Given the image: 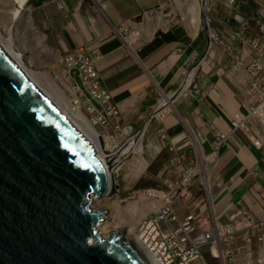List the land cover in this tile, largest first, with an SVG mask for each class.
Returning <instances> with one entry per match:
<instances>
[{
  "label": "crops",
  "instance_id": "1",
  "mask_svg": "<svg viewBox=\"0 0 264 264\" xmlns=\"http://www.w3.org/2000/svg\"><path fill=\"white\" fill-rule=\"evenodd\" d=\"M224 2L227 3V0H215L211 27L213 32L225 37L230 47L212 43L190 87L174 102L177 115L171 113L169 108L166 111L169 113L161 120L159 117L152 120L145 134V137H151L149 147L156 154L161 148L169 151L171 156L164 162V169L169 167L166 171L169 175L180 169L171 161L177 155L185 157V166L190 165L195 156L193 139L194 142L198 139L203 152L210 155L217 133L230 132L232 121L249 113L245 96L249 79L247 69L234 71L231 63L235 55L244 56L247 66L254 60L247 56L250 53L249 45H244L234 33L240 31L245 37L264 43V0H260L261 18L256 19L258 25L254 34L250 27L246 28L251 18L245 19L239 13L240 2L227 10L234 14L233 17H242L247 23L233 18L241 24L237 26L230 19L231 28L225 27L221 11ZM159 3L158 0H110V5L104 7L107 8V15L89 9L81 12L74 8L67 15L69 24L58 36L63 52L81 48L92 53L102 83L112 93L113 101L120 109L119 124L133 126L135 132L159 105L163 94L170 95L178 89L185 74L204 53L208 40L206 31L201 35L199 29L195 33L186 27L193 36L185 33L179 25L169 29L172 21L168 26H159L155 30L151 27L150 30L148 18L155 15L148 14ZM142 16L144 20L137 22L136 19ZM129 19H135L139 25L133 23L130 27L136 34L128 41L123 37L126 33L123 24ZM159 29L164 30L159 32ZM261 61L264 62V59ZM84 103H90L88 97L84 98ZM170 107L174 108L172 104ZM255 139L261 140L260 147L253 144ZM172 147L174 150H171ZM137 152L144 153L142 144ZM147 164L145 158L139 160L137 173L142 172ZM208 170L214 207L221 222L234 227L246 222L238 205L240 200L259 219H264V209L257 200L259 193L264 194L263 126L257 125L250 136L242 131L236 132L224 143L216 165L209 163ZM258 232L255 231V234Z\"/></svg>",
  "mask_w": 264,
  "mask_h": 264
},
{
  "label": "water",
  "instance_id": "2",
  "mask_svg": "<svg viewBox=\"0 0 264 264\" xmlns=\"http://www.w3.org/2000/svg\"><path fill=\"white\" fill-rule=\"evenodd\" d=\"M31 1L41 6L47 0ZM201 3L204 53L135 135L104 156L0 43V264H146L121 234H103L108 211L94 202L120 193L116 168L169 105L166 98L174 104L188 89L207 56L210 0ZM71 75L91 98L79 70Z\"/></svg>",
  "mask_w": 264,
  "mask_h": 264
},
{
  "label": "built area",
  "instance_id": "3",
  "mask_svg": "<svg viewBox=\"0 0 264 264\" xmlns=\"http://www.w3.org/2000/svg\"><path fill=\"white\" fill-rule=\"evenodd\" d=\"M227 3L234 6L238 0H227ZM132 22L128 20L127 24ZM128 25L123 24L126 31H129ZM227 27L231 28L229 25ZM262 29L264 30V24ZM234 36L240 38L244 45H249L250 53L247 56L254 60L247 66L244 56L235 55L231 63L234 71L247 69L249 79L245 96L249 113L232 121L231 132L217 133L212 153L208 155L202 152V161L200 155L193 158L188 166L183 163L184 156H177L174 160L173 163L180 168L181 176L176 180H164V184L173 191V199L167 198L160 207L154 205L158 211L142 221L151 223V251L155 257L158 256L161 264H210L204 248L207 245L221 264H264V219H259L240 200L238 205L246 217V222L235 227L221 222L212 208V186L210 183L207 185V172L202 169L203 166L209 169V163L216 165L224 143L236 132L242 131L250 136L257 125L264 127V62L261 61L264 59V43L249 39L238 31ZM211 38L221 45H227L225 37L216 32L211 33ZM227 46L230 47V44ZM63 65L66 72L73 68L79 69L85 87L97 101L103 103L104 111L92 118L93 123L101 125L104 134L112 132L111 125L119 120L120 110L113 102L111 92L102 83L93 55L84 49H75L65 55ZM73 88L74 108L77 109L82 105L83 92L78 85ZM84 109L92 111L96 108L90 105L84 106ZM115 129L118 130L111 133L110 137L116 143L118 138L124 140L129 135V127H121L117 123ZM253 144L260 147L261 140L255 139ZM199 182L202 187L196 193L195 186ZM149 191L151 197L162 193L156 189L145 190ZM257 200L264 209V194L259 193ZM182 206H188L189 212L180 213ZM255 231L259 232L255 234Z\"/></svg>",
  "mask_w": 264,
  "mask_h": 264
},
{
  "label": "rangeland",
  "instance_id": "4",
  "mask_svg": "<svg viewBox=\"0 0 264 264\" xmlns=\"http://www.w3.org/2000/svg\"><path fill=\"white\" fill-rule=\"evenodd\" d=\"M13 1V0H12ZM160 3L156 5L153 10L149 13V15H156L158 13L163 12L167 18H172L173 20L169 29H172L174 25L182 26L185 33L192 35L191 31L186 29V22L184 21V17L179 11L175 0H158ZM226 1V0H225ZM215 0H210L209 6V19L211 21L212 14L214 13V4ZM110 5V0H47L43 5L36 6L32 3V1H28L26 6L21 9L20 15L16 18L14 23H11V0H0V29L3 32V36L11 38L13 36V43L16 44V47L21 50H25L28 55L33 59L36 67L39 68L40 72L45 69L50 70V74L54 76L56 79L62 77L63 66L62 63H54L53 55L51 53H47V51L35 47L34 44V34L29 32L27 29V23L24 21V14L29 12L31 22L33 26L40 32H43L47 36V43L58 50L60 52L61 57H64L65 52L59 46V33L60 31L69 24L67 21V15L71 13V11L76 8L77 11L86 12V9H89L95 13H101L107 15V7ZM221 11H223V20L229 22L230 19L236 18L239 22L246 24L247 22L242 17H233L234 14H230L228 12V7L231 8V5H228L226 2L221 4ZM241 8V5H238ZM237 6V7H238ZM236 7V6H235ZM216 8V7H215ZM229 8V9H230ZM262 8V4H260V0H254L250 4V11H252L251 20L248 21V26L246 28L251 29L252 34L257 32L256 26L258 25L257 21L254 22L255 19L261 18L260 10ZM170 14V15H168ZM232 15V16H231ZM143 18V19H142ZM202 18V17H201ZM227 20H226V19ZM23 19V20H22ZM137 22H142L144 17H140L136 19ZM222 21V18H221ZM152 24L154 21H151ZM255 25V26H254ZM226 27V26H225ZM164 29H159V32H162ZM199 31L201 35H204L206 28L204 22H200ZM130 37V35H128ZM193 36V35H192ZM38 49H40L38 51ZM43 51V52H42ZM53 63V65H52ZM48 66H50L48 68ZM52 66V67H51ZM44 85L43 81L39 79ZM47 88V86H45ZM47 90H50L47 88ZM52 94L58 98H61L60 94H57L55 90H51ZM169 112L163 111L159 116V120H161L164 115ZM171 113L176 114L174 111ZM177 115V114H176ZM134 132H130V136L133 135ZM151 137L146 136L143 140L144 153L140 154L137 151L129 155L123 163L119 166L120 168L116 171V179L118 184L120 185V193L119 196L122 200L123 206H127L131 208V212L128 215L131 224L137 230V226L139 221L142 219L140 210L142 207L144 208L145 203H148L149 198L142 199L140 201V197L137 194V191L140 189H148V188H158L162 189L167 194H170L172 191L163 185V181L159 176V172L163 170L164 162L167 158H170L169 151L165 148H161V150L156 154L152 148H150ZM152 140V139H151ZM156 143V141H154ZM157 144V143H156ZM147 158L148 161L147 166L142 170V172L137 173L139 160ZM172 175L174 178H178L179 174L173 172ZM137 205L135 209H133V205ZM131 205V206H130ZM143 205V206H142ZM147 205V204H146ZM141 207V208H140ZM109 211V217L113 214L111 210ZM148 211V207H147ZM140 213V214H139ZM149 213V212H148ZM147 214V213H146ZM149 218V217H148ZM118 232V230L116 229ZM125 240H128V237L124 235ZM205 252L207 257L209 258L211 264H221L220 261L214 256V254L210 251V247L205 246Z\"/></svg>",
  "mask_w": 264,
  "mask_h": 264
},
{
  "label": "bare ground",
  "instance_id": "5",
  "mask_svg": "<svg viewBox=\"0 0 264 264\" xmlns=\"http://www.w3.org/2000/svg\"><path fill=\"white\" fill-rule=\"evenodd\" d=\"M28 1L29 0H13V1L11 0V7H10L11 8L10 18L12 21L11 23L15 22L16 18L20 15L21 9L26 6ZM175 3L184 17V21L186 22V25L196 33V30L199 29L200 22L203 21V18H201L202 17L201 0H175ZM23 19L27 23L26 25L28 26L27 29L29 30V32H32L34 34V41H35L34 44L36 49L41 48L44 51L46 50L47 53L48 52L51 53L54 58L53 60L54 63H64L63 57H61L60 52H58L57 49L51 47L47 43V36L43 32L38 31L33 26L29 12H26V14H24ZM152 20L154 21L153 24L151 22ZM171 20L172 18H167L166 15L163 12H161L156 14L154 17H149L148 18L149 25L147 26L150 27V30L151 27L153 28V30H155V28L159 26H168ZM142 27L143 26H141V28ZM138 32L140 31L138 30ZM135 34L136 31L133 32V35ZM12 41H13V36H11V38L9 37L5 38L3 36V32H1L0 29V43L2 44V46L18 62V65L21 67V69L25 71V73H27L32 80H34L37 84H39L40 87L49 95V97L62 109V111L65 114H67L78 125L79 128H81L83 133L90 139L92 145L96 149V152L104 156L105 149L109 150L110 152H115V150H118L120 147H118L115 140L110 137H106L104 139L106 143H105V147H102L99 131L95 126H93V124L90 122L86 114L82 112H76V113L72 112V110L70 109V104L72 99L71 95L72 93H74V88L71 86L70 81L68 80L67 77H65L64 73L62 72V77L60 79L59 78L56 79L54 76L50 74L49 69H45L42 72H40L39 68L36 67L35 63L33 62V59L28 55V53L25 50L18 49L19 47L17 46L18 47L17 48L16 44H14ZM39 50L40 49H38V51ZM49 67L50 66H48V68ZM39 79L43 81L44 85ZM45 86H47V88L50 90H47ZM51 90H55L57 94L61 95V98H58L57 96L55 97L52 94V92H50ZM162 101L164 102L165 99H163ZM166 101L169 102V106L165 108V112L168 111L169 108L171 109L169 110L170 112L175 111L174 106H173L174 108L170 107V104H172L171 101H169L168 98H166ZM139 145H141V143ZM138 146L135 147L136 151L138 149ZM199 155L202 161L203 156L200 151H199ZM202 169L205 170L206 166H203ZM205 180L207 181V185H209L210 183L209 176H205ZM147 195L151 196V191L149 192L143 191L142 195L140 196V199L149 198ZM159 195L164 199L167 198L166 194L159 193ZM142 199L140 201H142ZM143 205L144 208L140 207L141 208L140 210H142L141 213L142 219L139 221L136 230L133 227V224H131L132 220L130 222L128 217V215L132 210L127 206H123L119 194L114 193L113 195L112 193L107 199L95 200L94 202V207L96 209L107 210V211L111 210L113 214L111 217H109V211H108L107 217H105L104 220L105 224L100 225V229L105 236H108L113 232H117L116 231L117 229L118 230L117 233L121 234L122 236L124 234L128 237L127 243L137 251L139 256L145 261L146 264H161L158 256L155 257V255L153 254L154 252L151 251V223L142 222L143 218L148 214V212L149 213L151 212V197L148 203H145ZM136 206L137 205L134 204L131 207L135 209ZM147 207H148V211H147Z\"/></svg>",
  "mask_w": 264,
  "mask_h": 264
},
{
  "label": "clouds",
  "instance_id": "6",
  "mask_svg": "<svg viewBox=\"0 0 264 264\" xmlns=\"http://www.w3.org/2000/svg\"><path fill=\"white\" fill-rule=\"evenodd\" d=\"M31 1V0H30ZM240 2V0H238V3ZM237 3V4H238ZM236 4V5H237ZM240 4V3H239ZM235 6V5H234ZM149 15V14H148ZM129 20H131V21H133L132 23H134L135 25H137L138 23L137 22H135L136 20L135 19H129ZM128 21V20H127ZM127 21H125L124 23H126V25H128L127 24ZM132 23H130V25H128L129 26V31H126V29L125 28H123L124 30H125V34H123V37L125 38V39H128V41H129V38L131 37V38H133V32L134 31H132L131 29H130V27H132L133 25H132ZM210 23H211V21H210ZM264 24V23H263ZM139 25V24H138ZM227 25H229V26H231V24L229 23V22H226L225 23V26H226V28H228L227 27ZM124 27V26H123ZM211 29H212V27H211ZM262 31H264L263 29H262ZM238 32H240V31H238ZM211 33H213V30H211ZM242 33V32H241ZM243 34V33H242ZM128 35H130V37L128 36ZM244 35V34H243ZM248 38V37H247ZM249 39H251V38H249ZM252 40H259V39H252ZM213 42H215L213 39H212V43ZM80 49V48H79ZM73 50H75V49H73ZM73 50H71V51H73ZM71 51H69V52H71ZM69 52H66L65 54H64V57H65V55L67 54V53H69ZM89 52V51H88ZM91 53V52H90ZM92 54V53H91ZM63 57V56H62ZM64 57H63V61H64ZM94 57V56H93ZM95 58V57H94ZM198 60V59H197ZM96 61V60H95ZM203 62V61H202ZM202 64V63H201ZM62 66H63V73H64V75H65V77H67L68 78V80L70 81V84H71V86L72 87H74L75 85H78L79 87H80V89L82 90V92H83V95L81 96V99H82V105H81V107H79V108H77V109H75L74 108V102H73V97H74V95H75V90H74V93H72V95H71V104H70V109L72 110V112L73 113H76V112H82V113H85L86 114V116L88 117V119L90 120V122L93 124V126H95L97 129H98V131H99V135H100V137H103V139H105L106 137H110V135H111V133H114V132H116L117 130L115 129V125L118 123V125H120L119 124V122H120V118H119V120L117 121V122H114L112 125H111V128H110V130L112 131V132H109V133H105L104 134V130H103V127L101 126V125H98V124H94L93 123V121H92V118L94 117V116H96V114H98L99 112H103L104 111V109H103V103L102 102H100V101H97L92 95H91V93H90V95H91V98L90 97H88V95L85 93V91L81 88V86L78 84V82H77V79L76 78H74L72 75H71V70L69 71V72H66L65 70H64V65H63V63H62ZM97 67V66H96ZM73 69H75V68H73ZM76 69H78V68H76ZM98 69V68H97ZM199 69V68H198ZM79 70V69H78ZM101 75V74H100ZM79 76H80V71H79ZM81 77V76H80ZM82 79V78H81ZM83 81V80H82ZM191 83H192V81H191ZM191 83H190V85H191ZM83 84H84V82H83ZM190 85H189V87H190ZM85 86V85H84ZM188 87V88H189ZM86 88V87H85ZM86 90H88L87 88H86ZM89 91V90H88ZM109 91V90H108ZM112 94V93H111ZM80 95V94H79ZM163 95H166L167 96V94H163ZM171 95V94H170ZM86 97H88V99L90 100V103L89 104H85L84 103V98H86ZM164 98H162V100H163ZM93 100H95L99 105H100V107H98L94 102H93ZM112 100H113V95H112ZM162 100L160 101V103L162 102ZM114 102V101H113ZM115 103V102H114ZM159 103V104H160ZM116 104V103H115ZM90 105H94L95 106V108L96 109H93L92 111H87L86 109H84V106H90ZM169 106V105H168ZM173 106H174V104H173ZM175 107V106H174ZM119 108V107H118ZM156 108V107H155ZM154 108V109H155ZM153 109V110H154ZM176 109V108H175ZM120 110V109H119ZM152 110V111H153ZM163 111H165V109H163L161 112H159L158 114H157V116L155 117V118H157V117H159L160 116V114H162V112ZM121 126V125H120ZM121 127H129V129H130V131H129V135L124 139V140H121V139H117L116 141H117V143H118V147H121L127 140H129V139H131L134 135H135V133L133 134V135H131L130 136V132H134L135 130H134V128H133V126H130V125H127V126H121ZM116 130V131H115ZM192 132V131H191ZM231 132V131H230ZM194 135H195V133L194 132H192ZM225 133V132H224ZM228 133V132H227ZM192 134V135H193ZM145 137V136H144ZM144 137H143V139H142V142H141V144L142 145H144L143 143V140H144ZM195 137H196V135H195ZM111 138V137H110ZM193 138V137H192ZM197 138V137H196ZM216 139V138H215ZM197 142H194V139H193V142H192V145H193V147H194V149H195V156H194V158L197 156V155H199V151L202 153L203 152V149H202V147H201V145L199 144V142H198V139L196 140ZM105 142V141H104ZM106 143V142H105ZM105 143H104V145H105ZM139 145V144H138ZM137 145V146H138ZM120 149V148H119ZM171 150H174V148L172 147L171 148ZM115 151H117V150H115ZM136 150H134L132 153H134ZM131 153V154H132ZM204 153V152H203ZM130 154V155H131ZM177 156H180V155H177ZM177 156H175V157H173V159L171 160L172 162H174V160L177 158ZM129 157V156H128ZM127 157V158H128ZM123 163V162H122ZM121 163V164H122ZM120 164V165H121ZM119 165V166H120ZM117 167L116 168V171L120 168V167ZM169 170V167L167 168V169H164V167H163V170H161L158 174H159V176H160V178L162 179V181H163V185H165L164 184V180L166 179V178H171V179H174V180H176V179H179L180 178V176H181V171H180V169L178 170V174H179V176H178V178H174V176L173 175H169L166 171H168ZM206 172L208 173H206V175L205 176H209V171H208V168H207V166H206ZM204 170V171H205ZM115 171V172H116ZM209 181H210V184H211V186H212V182H211V177L209 176ZM166 186V185H165ZM167 187V186H166ZM202 187V185H201V183L199 182L196 186H195V192L197 193L199 190H200V188ZM169 189H170V187H168ZM151 189H156V190H159V191H162V193L163 194H166V196H167V198H170V199H173V196H172V192L170 193V194H167L166 192H164L162 189H158V188H148V189H140V190H138L137 191V194L139 195V197L142 195V192L143 191H145V190H151ZM158 195H159V193H158ZM167 198L166 199H164V198H162L160 195L159 196H155V197H151V212L150 213H148L144 218H143V220L146 218V217H148L149 215H151V213H153L154 211H158V208H156V207H160V206H162L163 204H164V202L167 200ZM212 200H213V186H212ZM212 200H211V202H212ZM154 205H156V207H154ZM212 208L214 209V211H215V207H214V201H213V206H212ZM187 212H189V209H188V206H182L181 207V209H180V213H183V214H185V213H187ZM215 213H216V211H215ZM216 215H217V213H216ZM217 217H218V215H217ZM219 218V217H218ZM142 220V221H143ZM221 221V220H220ZM208 246V245H207ZM210 247V246H209ZM210 251H211V249H210ZM212 252V251H211ZM207 256V255H206ZM215 256V255H214ZM216 257V256H215ZM217 258V257H216ZM207 259H208V261H209V263L211 264V262H210V260H209V258L207 257ZM218 259V258H217Z\"/></svg>",
  "mask_w": 264,
  "mask_h": 264
},
{
  "label": "trees",
  "instance_id": "7",
  "mask_svg": "<svg viewBox=\"0 0 264 264\" xmlns=\"http://www.w3.org/2000/svg\"><path fill=\"white\" fill-rule=\"evenodd\" d=\"M252 0H240V4H241V9H239V13L240 15H242L245 19H250L252 16V11L250 12V14H248V12L251 10L250 9V4L252 3ZM232 23H234L235 25L239 26L241 23H239L236 19H231ZM256 22V19L254 20Z\"/></svg>",
  "mask_w": 264,
  "mask_h": 264
}]
</instances>
